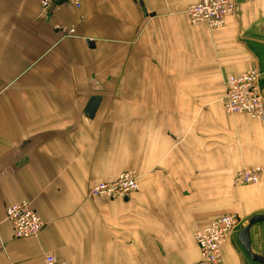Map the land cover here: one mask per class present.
Returning <instances> with one entry per match:
<instances>
[{"label":"crops","instance_id":"obj_1","mask_svg":"<svg viewBox=\"0 0 264 264\" xmlns=\"http://www.w3.org/2000/svg\"><path fill=\"white\" fill-rule=\"evenodd\" d=\"M191 4L81 0L40 19V0H0V264H195L196 230L229 214L241 224L225 264H260L239 232L264 215V181L234 178L264 167V123L221 99L254 69L264 90V0H237L213 30L190 23ZM128 171L137 193L87 197ZM22 201L45 224L36 238L16 239L5 218ZM249 237L264 257V222Z\"/></svg>","mask_w":264,"mask_h":264},{"label":"built area","instance_id":"obj_2","mask_svg":"<svg viewBox=\"0 0 264 264\" xmlns=\"http://www.w3.org/2000/svg\"><path fill=\"white\" fill-rule=\"evenodd\" d=\"M67 4L81 8V0H69ZM237 0H192L188 15L192 25L206 24L210 29H220L226 20L237 12ZM57 8L56 0H40L39 18L51 15ZM56 30L74 35L73 29L56 26ZM262 74L254 69L225 81V95L221 99L225 112L230 116L245 115L264 123V90ZM264 181V167L240 170L234 184L238 186L258 185ZM139 191V177L134 171L120 174L112 182L92 186L87 193L89 199L123 200ZM6 220L11 224L16 239L36 238L45 224L32 204L22 201L9 205L5 211ZM241 220L232 214L213 219L196 230L194 238L199 248V260L195 264H225L224 246L236 233ZM45 264H64L53 254L45 257Z\"/></svg>","mask_w":264,"mask_h":264},{"label":"water","instance_id":"obj_3","mask_svg":"<svg viewBox=\"0 0 264 264\" xmlns=\"http://www.w3.org/2000/svg\"><path fill=\"white\" fill-rule=\"evenodd\" d=\"M69 0H56L57 5H62L66 3ZM91 46H94L92 42H88ZM101 102V97L99 96H94L91 98L89 104L86 107L85 114L89 119H93L98 107ZM264 222V215H258L253 217L251 220H249L248 225L244 228H242L239 232V241L248 254V256L252 259V261L264 264V257L256 255L253 253L252 248H251V243H250V237H249V231L250 229L257 225L258 223Z\"/></svg>","mask_w":264,"mask_h":264}]
</instances>
